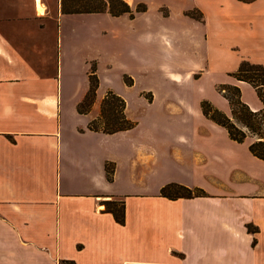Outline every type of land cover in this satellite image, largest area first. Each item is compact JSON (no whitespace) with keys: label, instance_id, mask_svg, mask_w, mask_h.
I'll return each mask as SVG.
<instances>
[{"label":"crops","instance_id":"1","mask_svg":"<svg viewBox=\"0 0 264 264\" xmlns=\"http://www.w3.org/2000/svg\"><path fill=\"white\" fill-rule=\"evenodd\" d=\"M125 1L147 11L68 15L61 0H0V264H264V161L250 150L255 139L237 143L201 107L231 117L219 92L229 85L252 111L264 108L233 77L244 60L264 66V0H164L156 16L149 0ZM146 13L129 54L158 82L138 92L146 109L135 118L101 73L105 47L82 23L133 25ZM93 66L99 87L81 114ZM133 77L122 75L126 90ZM110 91L133 129L89 128ZM170 184L204 195L162 197ZM106 202L124 204V224Z\"/></svg>","mask_w":264,"mask_h":264},{"label":"trees","instance_id":"2","mask_svg":"<svg viewBox=\"0 0 264 264\" xmlns=\"http://www.w3.org/2000/svg\"><path fill=\"white\" fill-rule=\"evenodd\" d=\"M63 14H103L108 13L112 17H121L129 15L135 17L137 13L147 11L145 5H140L136 11H133L125 0H61ZM191 17L201 19V14L193 12ZM238 81L250 84L257 92L264 105V66L253 64L244 60L237 73L233 74ZM124 82L127 86H133V80L124 76ZM99 87V80L96 74V67H92L90 74V90L78 107L81 114H87L93 107L96 91ZM219 92L229 101L231 106V117L215 108L209 101L201 104L202 112L208 119L219 126L225 128L230 138L237 143H244L248 138L255 139L250 146L252 154L264 161V108L259 112H254L241 99V90L235 86L224 85L219 87ZM125 101L110 91L101 105L100 116L92 121L89 128L95 132L104 134H116L133 129L136 124L130 121L125 114ZM106 174L109 181H113L114 165H106ZM204 193L198 189H189L177 184H170L161 191V196L170 200L192 199L201 197ZM106 211L112 213L116 221L120 224L125 223V211L123 203L106 202ZM249 231L255 233L257 229L249 227ZM61 264H73L70 262H61Z\"/></svg>","mask_w":264,"mask_h":264},{"label":"rangeland","instance_id":"3","mask_svg":"<svg viewBox=\"0 0 264 264\" xmlns=\"http://www.w3.org/2000/svg\"><path fill=\"white\" fill-rule=\"evenodd\" d=\"M56 1V0H54ZM146 4H147V0ZM153 5L151 10V16L157 15L156 5L164 0H149ZM155 12V13H154ZM82 27L86 28L88 32L89 40L98 44H102L105 47L104 58L101 65V73L106 78L109 87L118 94L127 96L131 103L132 109L135 112L134 117H140L141 113L146 109L145 104L139 102L138 92L144 90L149 86L155 85L158 80L147 75V64L143 61L135 59L129 54V50L132 44L137 45V33L147 29V13L145 17L139 18L135 24H130L122 20L108 21V20H95L88 19L82 23ZM117 35H119V41L123 44L122 58H119L117 47ZM115 53V54H114ZM111 63L112 67L107 68ZM90 68V65H89ZM133 74L138 83L136 87L130 90H126L123 81V74ZM132 77V75H130ZM108 84L104 83L102 90H106ZM149 97V96H148Z\"/></svg>","mask_w":264,"mask_h":264},{"label":"bare ground","instance_id":"4","mask_svg":"<svg viewBox=\"0 0 264 264\" xmlns=\"http://www.w3.org/2000/svg\"><path fill=\"white\" fill-rule=\"evenodd\" d=\"M42 0H37V5L40 8L41 7Z\"/></svg>","mask_w":264,"mask_h":264}]
</instances>
